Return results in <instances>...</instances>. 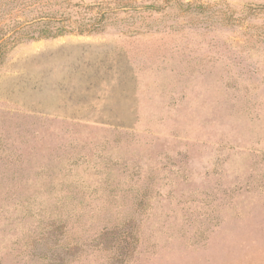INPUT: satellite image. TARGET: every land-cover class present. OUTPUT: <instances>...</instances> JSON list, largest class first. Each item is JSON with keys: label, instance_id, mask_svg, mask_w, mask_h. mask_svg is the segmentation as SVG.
<instances>
[{"label": "rangeland", "instance_id": "374dc122", "mask_svg": "<svg viewBox=\"0 0 264 264\" xmlns=\"http://www.w3.org/2000/svg\"><path fill=\"white\" fill-rule=\"evenodd\" d=\"M11 1L115 13L0 56V264H264V0Z\"/></svg>", "mask_w": 264, "mask_h": 264}, {"label": "trees", "instance_id": "16d2710c", "mask_svg": "<svg viewBox=\"0 0 264 264\" xmlns=\"http://www.w3.org/2000/svg\"><path fill=\"white\" fill-rule=\"evenodd\" d=\"M47 3V2H46ZM41 3L36 2L26 8H22L21 14L29 17L27 20L19 22L14 19L11 27H0V56L6 54L9 47L16 46L24 41L34 42L40 39H56L66 35L76 33L78 35L89 34L97 27L110 19V16L115 13L111 8H106L102 3H94L84 5V3L77 2L70 4V1L60 3ZM14 2L11 0H0V12L3 7L4 11L11 13L14 11ZM82 8L88 11H93L94 14L90 16L73 17L70 7ZM118 8L129 9L128 2L120 0L117 2ZM182 10L188 11L192 4L180 5ZM19 7V6H18ZM158 12L159 8H155ZM12 14V13H11Z\"/></svg>", "mask_w": 264, "mask_h": 264}, {"label": "crops", "instance_id": "0c3cea01", "mask_svg": "<svg viewBox=\"0 0 264 264\" xmlns=\"http://www.w3.org/2000/svg\"><path fill=\"white\" fill-rule=\"evenodd\" d=\"M101 45H105V44H101V43H96V44H86V43L69 44V45H66L64 50L65 51H70L73 56L77 57V60H80L84 56L86 57V56H89V55H93L94 52H93V49H91L92 47L98 48V47H101ZM85 49H89L90 51L86 52ZM60 113L61 114L57 113V115L60 116V117H63V118L79 119L77 117H69L68 114L66 115V113L65 114H63L62 112H60ZM53 115H56V113L54 112Z\"/></svg>", "mask_w": 264, "mask_h": 264}]
</instances>
